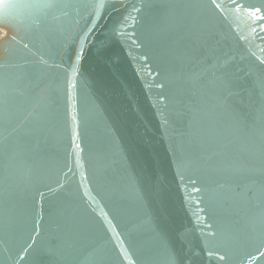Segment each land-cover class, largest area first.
<instances>
[{
  "label": "water",
  "instance_id": "95a60500",
  "mask_svg": "<svg viewBox=\"0 0 264 264\" xmlns=\"http://www.w3.org/2000/svg\"><path fill=\"white\" fill-rule=\"evenodd\" d=\"M0 264H264V0H0Z\"/></svg>",
  "mask_w": 264,
  "mask_h": 264
}]
</instances>
